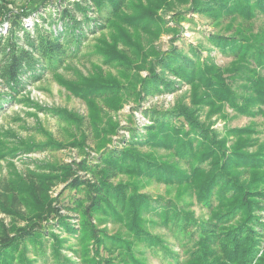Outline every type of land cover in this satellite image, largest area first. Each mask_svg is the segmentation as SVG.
I'll use <instances>...</instances> for the list:
<instances>
[{
    "label": "rangeland",
    "instance_id": "1",
    "mask_svg": "<svg viewBox=\"0 0 264 264\" xmlns=\"http://www.w3.org/2000/svg\"><path fill=\"white\" fill-rule=\"evenodd\" d=\"M68 1L72 0H45L38 10H32L28 17L25 16V25L32 30L34 24H38L46 31L56 30L60 33L61 23L54 24V20L57 22L58 12ZM39 2L40 0H7L8 4L5 6L7 10L16 13L21 8H28ZM166 2L173 6L168 11L167 7L161 6L153 12L157 24L149 25L150 30L143 29V44L136 50L144 56H150L149 58L163 56V61L170 60L177 53L181 54L179 56L192 58L196 51L198 58L206 60L207 64L211 62L219 69L226 70L235 62V58L216 48L208 39L209 36L215 34L228 38L239 36V40L250 39L249 36L243 37L240 34L241 28L248 30L250 27L257 32L260 27H264V18L261 17L253 23L245 22L241 27L244 20L240 18L234 22L213 19L200 11L201 15L194 10L196 0ZM136 8L135 4L131 5L128 13L132 17L138 15ZM26 13L29 11L25 10L23 14ZM0 21L1 26L3 25L0 33H4L9 24L2 21V16ZM148 24L143 23L144 26ZM90 25V30L87 28L84 31L83 42L77 48L75 44L70 45V51L75 53L67 60L70 67L60 68L56 72H39L42 74L39 79L27 76L22 81L24 88L21 92L7 97L0 109V224L8 229L4 233L0 232V238L8 235L12 238L31 229L34 232L38 230L42 235L37 241L24 242L18 246L12 264H133L132 257L138 264H209L214 260L217 261L215 264H235V260L229 259L228 251L231 246L225 242L231 240L236 224L242 223L245 216H236L232 223H216L215 215L224 211L220 210L218 213L219 210L214 208L219 205V201L221 206L228 201L214 197L212 206L207 205L203 199H199L197 190H194L195 184L188 188L178 182L172 184L173 179L168 181L142 174L140 177H117L113 184L123 186L120 190L127 202L117 219L111 215L99 217L100 221L98 219L99 229L110 238H106L107 245L97 246L79 231L74 233L58 224L63 219L59 217L67 214L64 210L59 211L58 207L61 202L64 205L70 204L68 201L76 193L63 177L50 179L49 182L46 181L47 178L60 176L59 170L81 160L95 165V160L105 157L109 150H121L127 146L133 140V134L136 136L135 142H143L142 136L147 133V126L152 124L145 115L147 110H165L174 116L173 112L184 105L195 111L194 122L200 124V130L196 129L200 136L210 143L214 140L213 134L217 135L218 141L225 142L222 169L216 165L210 166L209 157L197 162L201 149L197 152L194 150L192 158L185 161L163 147L153 148L147 144L139 146L138 152L142 155H152L160 164L170 162L184 170L189 177L183 182L193 180L194 177H190L193 168L194 171L206 168L210 176L224 175L223 170L233 166L230 162L237 159L251 166L259 165V160L263 162L261 167L234 166V169L239 168L238 171L227 179L223 178V183L229 185L234 180L232 178H236L234 182L237 180L236 183L243 190L255 192L254 187L259 178L264 177V116L254 105H250L248 114H241L231 106L233 103L239 106L240 102L252 97V90L245 87L248 83L245 74L231 81L235 96L223 101L209 97L203 103L205 106H201L194 102L197 98L191 94L192 88L187 82L175 77L171 71L157 70L159 74H163L164 83L169 86V90H173L142 98V87L136 79L148 78L150 70L141 64V58L137 54L133 55L122 44V37L118 38L119 41H114L108 30L92 35L93 23ZM134 29L130 27L131 32ZM263 35L264 32L260 37ZM110 46L123 57L127 53L129 58L134 59L133 64L127 65L121 59L110 60L104 52L110 54ZM96 67L101 69L106 79L115 78L121 88V96L114 100L118 103L117 108L106 105V102L114 104L112 100L99 101L104 113L97 131L91 123L87 104L61 81L62 78L77 81L76 75L79 73L88 77ZM227 76L230 74H225V78ZM65 112L78 121L66 117ZM112 121L118 126L115 133L108 129L114 124ZM232 130H249L251 135L238 138L232 134ZM244 137L246 143L243 141ZM238 150H242V154ZM197 182L199 185L204 183ZM33 183H46L47 189L38 190L39 195L34 190ZM68 214L76 216L69 222L79 230L77 215ZM138 219L141 220L139 225ZM137 237L147 238L149 245L145 246V240L137 241ZM262 237L260 255L264 251V232ZM112 238L115 240L111 242ZM115 244H119L123 251L116 248ZM208 244L210 249L207 251Z\"/></svg>",
    "mask_w": 264,
    "mask_h": 264
},
{
    "label": "trees",
    "instance_id": "2",
    "mask_svg": "<svg viewBox=\"0 0 264 264\" xmlns=\"http://www.w3.org/2000/svg\"><path fill=\"white\" fill-rule=\"evenodd\" d=\"M44 1L40 0L39 4L21 8L15 13V11L6 9L7 0H0V16H2L3 22L7 21L9 24L7 30L0 33V109L7 101V97H12V95L21 92L24 88L22 81L27 76L39 79L42 75L39 72L47 70L56 72L60 68L70 67L67 60L75 55L73 51H70V45L75 44L77 48L83 42L84 31L87 28L90 30V23H93L92 35L108 30L114 41H119L118 38L122 37V44L133 55L137 54L141 58V64L150 70L148 78L136 79L142 87L140 91L142 98L168 92L169 86L164 83V76L162 73L159 74L158 71H171L170 73L175 77L187 82V85L192 88L191 94L194 98H197L194 102L201 104V106H205L203 103L209 100V97L223 101V99L227 100L229 97L235 96L232 92L233 85L231 81L239 79V75L245 74L248 82L245 87L252 90V97L245 100V102H240L239 106L236 103L231 106L235 111H240L241 114H248L250 105H254L258 107V112H261L264 116V35L262 38L260 37L264 32V27H260L257 32L251 30L250 27L248 30L241 28L240 34L243 37L249 36L251 40L246 38L239 40V36L232 38L222 37V35L216 36L215 34L209 36L208 39L216 48L235 58V62L231 67L223 70L211 62L207 64L206 60L198 58L196 51L193 52L194 56L192 58L179 56L181 54L177 53V55L173 54L170 60L164 61L163 56L155 57L153 55L154 58H149L150 56H144L136 51L137 47L143 44L141 41L143 29L150 30L149 25L157 24L153 12H156L157 8L161 6L167 7V11L173 6L166 2L167 0L163 3H161L163 0H72L68 1L58 12L57 22L54 20V24L61 23L62 31L60 33L56 30L46 31L38 24H34L32 30L28 29L24 22L25 16L28 17L32 10H38L40 4L42 5ZM132 3L137 6V17H132L128 13L131 5H133ZM23 9L29 11V13L24 15L25 10ZM194 10L201 15L206 14L210 18L218 20H234V22H237L240 18L244 20L241 26L243 27L245 22L253 23L260 17L261 19L264 18V0H196ZM1 23L0 21V26ZM143 23L149 24L144 26ZM130 27L135 28L134 32L130 31ZM0 28H3V25ZM113 49L111 46L109 47L110 54L104 51L110 60L121 59L127 65L133 64L134 59L129 58L127 53H125L126 57H123L118 52H114ZM225 74H230V76L225 78ZM76 77L77 81L62 78V84L87 104L91 123L97 131L104 113L99 101L112 100L114 104L106 102V105L117 108L118 103L114 100L121 96L119 93L120 84L115 78L106 79L101 69L97 67L88 77L82 76L80 73ZM173 113L175 115L171 116V113L165 110H147L145 115L151 120L152 124L147 126V133L142 136L141 141L144 140L143 142H135L136 136L133 134V140L127 146L121 150H109L105 157L95 160V165L90 164L87 160H81V162L71 163L63 170H59L60 176L48 177L47 182L50 179L63 177L76 193L68 201L70 204L64 205L61 202L60 206L62 208L58 207L59 211L64 210L67 212L65 217H59L63 219L58 224L74 233L79 231L84 235V238H89L97 246L107 245L106 238L109 237L103 230L99 229L98 219L100 221L101 218L99 217L105 215H111L117 219L121 215L120 210L125 207L127 202L124 193L120 190V188L123 189V186L114 185V180L121 175H144L157 179L163 178L168 181L173 179L172 184L178 182L179 185L185 184L188 188L195 184L194 190H197L199 199H203V202L207 205L212 206L211 202H213L214 197L228 201L223 202L222 206L219 201V205L214 208L219 210L218 213L220 210L224 211L219 215H215L216 223L221 221L232 223L236 216L239 215V218L245 216L242 223L236 224L231 240L225 242L226 245L231 246L228 251L230 254L229 259L231 261L235 260V264H264V251L261 255L259 254L264 232V189L262 188L264 183H261V181H264V177L259 178L258 184L254 187L255 192L243 190L236 183L237 180L234 182L236 178H232L234 180L229 185L222 182L229 175L238 171L239 168L234 169V166H251V164L237 159L230 162L233 166L225 168V171L223 170L224 175L213 174V176L208 175L206 168L196 169L195 171V168H193V174L190 175V177H194L193 180L183 182L182 180H187L189 176L184 170L178 169L177 165L170 162L160 164L156 157L142 155L141 152H138L140 145L147 144L153 148L163 147L174 154L175 157H179L180 160L186 161L188 159L189 161L194 150L197 152L201 149V156L197 162L209 157L210 166L216 165L222 169L221 166L224 162H221L223 161L221 159H223L222 157L226 151L225 142L218 141L216 139L217 135L213 134L214 140L210 143L200 136L197 131L200 130V124L197 125L194 122L196 120L195 111L188 109V107L182 105ZM64 114L66 117L78 121L70 113L65 112ZM112 123L114 124L110 125L108 129L111 133H115L118 126L115 122L112 121ZM232 134L238 138L246 134L251 135L249 130H232ZM243 141L246 143L245 137ZM205 142L207 143L205 144ZM238 151L239 154H242V150ZM175 157H173V160H175ZM257 162H260V164L251 167L262 166L263 160ZM80 173L84 174L79 175ZM197 181H204V183L199 185ZM33 188L40 195L38 190L47 189V184L33 183ZM68 213L76 214L79 218V230L69 222L72 217L76 216H71ZM135 216L136 214L133 217ZM189 217L192 218V216ZM177 218L180 217L177 216ZM140 223L141 220L138 219L137 225ZM5 231H8L6 226L0 224V232L4 233ZM41 236L38 230L34 232L32 229L12 238L9 235L4 238L1 236L0 264H12L18 246L24 242L37 241ZM137 239H139L137 241L145 240V246L149 245L147 238L140 239L137 237ZM112 240H115V238H112L111 242ZM113 244L111 243V245ZM115 245L116 248L122 250L119 244ZM129 245L131 244L129 243ZM206 247L208 251L210 249L209 244ZM205 256L207 255L205 254ZM215 261L209 264H213ZM132 262L138 264L133 257Z\"/></svg>",
    "mask_w": 264,
    "mask_h": 264
}]
</instances>
